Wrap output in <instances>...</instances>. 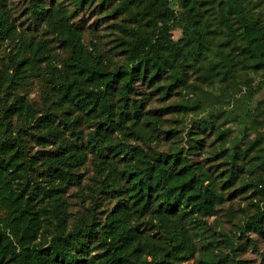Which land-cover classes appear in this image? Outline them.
<instances>
[{"label": "trees", "instance_id": "16d2710c", "mask_svg": "<svg viewBox=\"0 0 264 264\" xmlns=\"http://www.w3.org/2000/svg\"><path fill=\"white\" fill-rule=\"evenodd\" d=\"M73 3L94 7L108 19L114 54L85 42L84 26L73 21L66 5L31 1L28 16L57 41L65 59L55 63L46 41L20 39L8 57L6 77L0 73V89L2 81L7 91L13 89L16 79L42 65L55 105L65 116L76 113L62 124L75 131L81 122L92 132L66 141L65 128L59 130L47 116H35L25 98L6 105L0 92V264H249L227 254L235 252L247 231L264 235V131L256 133L263 147L253 156L256 171L244 162L254 142L239 148L246 132L233 135V128L221 129L213 116L222 101L247 110L262 93L264 104V0ZM18 27L8 9L0 7V41H15ZM177 28L181 37L174 40ZM191 73H197L200 90L183 94ZM137 83L163 102L184 95L166 109L196 116L186 145L169 151L151 146L158 141V125L151 126L158 119L133 98ZM235 84L242 85L239 97L230 96ZM202 112L210 114L197 118ZM238 114L234 112L232 127H239ZM5 116L32 120L39 132L34 135L38 157L27 158L20 139L10 136ZM195 129L210 130L212 141L221 146L214 154L226 163L221 170L216 166L219 172L193 159L206 147ZM165 133L173 137L180 131ZM88 162L94 166L92 192L97 194L91 198L81 192L78 204L68 200L67 187L82 186L84 178L75 170ZM256 172L260 175L252 180ZM43 174L48 186H36L33 176ZM250 185L262 197L257 215L231 236L213 230L207 219L217 214L224 192L236 194Z\"/></svg>", "mask_w": 264, "mask_h": 264}, {"label": "rangeland", "instance_id": "374dc122", "mask_svg": "<svg viewBox=\"0 0 264 264\" xmlns=\"http://www.w3.org/2000/svg\"><path fill=\"white\" fill-rule=\"evenodd\" d=\"M31 1L32 0H0V7L8 9L10 16L16 20L17 26H19L18 34L15 36V41H0V73H2L3 77H6V73L9 68L8 57L10 54L14 53V44L20 39H24V41H26L32 37L31 40L33 41H46L52 48L51 51L53 61L55 63L62 64L65 59V51L59 46L57 41L42 31L39 28V25L32 20L31 15L28 16L30 12L29 8H31ZM53 1L66 5L69 13L71 12L74 16L73 21L76 24L84 26L85 42L87 44L93 42V44H95L100 50H106L108 55L114 54L111 43V40H113L114 37L108 29L110 26L106 17L104 19L100 15L98 16L94 7L82 6L80 8H76L73 0H44L47 4H50ZM172 34L173 39L178 40L181 37V30L177 28ZM43 72V66H38L37 70L27 73L19 81L16 79V85H14V88L9 91L5 88L7 86L6 82L2 81L0 89L1 99L6 103V105H8L17 97L22 96L29 102L35 116L38 118L43 115L47 116L51 124L59 127V130L64 129L65 125L62 123L67 119V117L75 118L74 115H76V113L73 110H70V113L73 111V115L71 114L69 116L68 113L66 117L62 109L55 105L51 90L43 77ZM191 74L192 76L190 80L188 79V88L183 92V94L191 95L193 93H198L200 90L201 84L197 78V73ZM231 86L233 89L230 96L234 95L235 97H239L243 92H241L242 85L235 84ZM202 87H205V85ZM134 91L135 96H133V98L138 100L141 99L144 102V112L148 113L150 117L155 118L153 120L158 119L155 124H151L154 128H157L155 125H158V128L154 133L157 135L158 141L151 142V146L162 151H169L174 148L181 147L183 143L186 145L189 132L188 130L193 126L192 122L196 116L192 114L183 117L178 114L169 113L166 109L170 103L175 100L179 101V99H181L184 95L182 93H176L171 101L163 102L160 97L155 94V92H152L140 83L136 84ZM149 91L150 96L147 95ZM7 92H9V94ZM217 105H219V111L216 113L217 115L213 116V118H215L214 123L221 129L233 128L231 133L233 135H238V133L243 129V132H246V136L239 139L238 147L243 149L247 141H253L254 145L247 151L249 152L248 158L244 162L252 165L253 163L256 164L258 159H254L253 156L258 157L261 154L258 149L263 148L261 147V143H259L258 136L256 134L258 131H264L263 94L257 93L253 100L248 103L247 110H245L243 106H239V110H236V108H233L229 100L226 102L222 101ZM235 111H237L240 116L238 119L236 118L239 127H232L233 122L230 123L232 118H234ZM205 113H207L208 116L210 114V112H202L200 116H197V118H201ZM4 118H6L5 121H8V126L12 130L10 136L16 140L20 139V145L25 149L26 153H28L27 158H30L31 155L36 156L40 147L36 145L37 143L34 135L39 132L33 129L32 120L15 116L10 119L8 116H5ZM76 126L77 129L75 131H71L73 128L71 125L65 128L64 132H67L66 141L71 140L72 142H75L77 134L82 137L88 136L89 133L92 132L91 128H88L81 122L79 124L77 122ZM148 128L150 129L151 127ZM168 129L179 130L180 134L171 137V135L165 133ZM195 131L201 137L204 136V140H206V147L204 148L202 155L198 152L193 159L201 161L206 166L213 165V167H215L213 170H217V167L221 170L226 163L222 161L224 159L215 160L214 154L216 152H220L222 148L218 142L212 141L214 139L213 133H211L210 130L200 131V129H195ZM181 136L184 139L181 140ZM89 159H91V155H89ZM37 166H41L40 161ZM253 168L256 169L254 165ZM220 170H217V172ZM75 172L84 178V182L79 188H75L71 185L67 187L69 196L68 200L79 204L80 201H78L76 196H80L81 192L83 197L88 194L89 197L93 198V196L97 194V191L92 192V189L95 186V171L91 162H88L84 166L76 169ZM262 173L264 174V172ZM254 175L250 176L252 180L260 174L256 172ZM48 179V176L45 174L34 175L32 181L36 186L46 187L48 186ZM237 185L235 186V189L237 188ZM250 186L251 187H247L246 190L239 191L236 194L231 189L228 192H224L225 201L219 206L217 214L207 219L213 230L225 232L231 236L233 232H238L239 227L244 225L247 218L257 215L262 197L260 193H258L256 187H252V185ZM258 190H261L260 185L258 186ZM94 204V201H92V205ZM104 206L107 208L109 207L107 204ZM104 206L102 208H104ZM76 208L77 207H73L74 210H77ZM73 209L70 210L71 213L73 212ZM236 243L237 249L235 252L228 253V258L233 256L232 258L236 257L239 260H246L249 264H264V235H258L255 232L247 231L245 235ZM223 251H225V249ZM194 263L198 264L197 262H194V260L181 264Z\"/></svg>", "mask_w": 264, "mask_h": 264}]
</instances>
